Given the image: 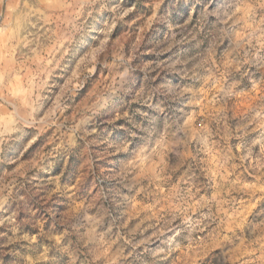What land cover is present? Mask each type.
I'll list each match as a JSON object with an SVG mask.
<instances>
[{
    "label": "rangeland",
    "instance_id": "obj_1",
    "mask_svg": "<svg viewBox=\"0 0 264 264\" xmlns=\"http://www.w3.org/2000/svg\"><path fill=\"white\" fill-rule=\"evenodd\" d=\"M0 264H264V0H0Z\"/></svg>",
    "mask_w": 264,
    "mask_h": 264
}]
</instances>
